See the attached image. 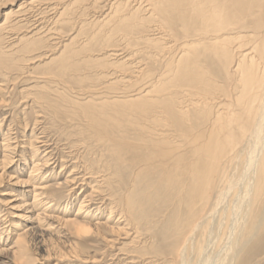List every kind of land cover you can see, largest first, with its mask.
I'll return each mask as SVG.
<instances>
[{
    "label": "bare ground",
    "instance_id": "bare-ground-1",
    "mask_svg": "<svg viewBox=\"0 0 264 264\" xmlns=\"http://www.w3.org/2000/svg\"><path fill=\"white\" fill-rule=\"evenodd\" d=\"M7 1L0 72L19 69L20 53L39 51L24 61L32 64L60 52L46 66L51 86L33 101L70 159L51 155L40 117L24 125L22 143L11 128L0 136V184L14 168L26 176L14 179L23 189L8 203L10 219L0 211V264H95L113 253L129 264H258L264 0H140L129 11L113 2L94 30L69 19L86 0ZM49 23L70 28L67 38ZM115 38L123 58H140L135 66L106 59L121 55ZM63 195L75 196L72 215Z\"/></svg>",
    "mask_w": 264,
    "mask_h": 264
},
{
    "label": "rangeland",
    "instance_id": "rangeland-1",
    "mask_svg": "<svg viewBox=\"0 0 264 264\" xmlns=\"http://www.w3.org/2000/svg\"><path fill=\"white\" fill-rule=\"evenodd\" d=\"M39 1H41V0H39ZM128 1H129V3L126 0H121V1L120 0L119 1L118 0H86L85 3L80 2V3L75 4V6H74L75 12L69 16V19L72 20V23L74 26H78V25L81 26V24L83 23L84 25H87V28L94 30L97 28V27H94V23H96V22L99 23V22L103 21V17H105L103 15V12L106 14L107 10L109 9V6L111 4H113V2L114 3L119 2L120 4L123 3L126 6L125 7L126 11H129L133 8L135 9V8H137V6L143 7V3H141L140 0H128ZM7 2H9V1L0 0V23L4 20V17L2 14L9 11L8 8H1L2 5H4ZM8 6H5V7H8ZM75 15H76V17H75ZM74 19H75V21L73 22ZM10 20L13 21V18ZM15 23L16 24L14 27L16 29H19V31L16 30V32L23 31L22 30V29H24V28H22L23 24L21 23L22 24L21 25L19 22L18 23L15 22ZM16 25H18L19 27H17ZM50 25L51 26L47 27L48 30L50 29V31L51 30L54 31V32L51 31L50 33L56 34L58 31L60 32V36L57 35L55 38H60V37H63L64 39L67 38L66 35L69 34V32H67V30H69L70 28H68L67 30H64V29L61 30L58 26H53L52 24H50ZM7 30L8 29H6V31ZM93 30H91V31H93ZM64 32L66 35L64 34ZM4 33H5V30H4ZM12 33H14V32H12ZM6 38H7L6 41L9 44L12 43L11 45H13L14 47L17 46L16 36H14V35L11 36V34H10V35H7ZM12 38H14V39H12ZM60 39L58 41H55V42H59ZM64 39H61V40H64ZM115 40H116V44L118 45L117 49L122 50V51H118L116 54H121V55L114 57V56H111V54H115V53H108L106 59L109 62H113V63L114 62H122V61L127 62V63L132 62L133 63L132 65L135 66L137 64V62L140 61V58L137 57L136 55L134 57H132V56L128 57L127 56V57L123 58L124 56H126L128 54V50L124 48L125 44L121 39L115 38ZM83 41L84 42L86 41V36L82 35L78 39V44L80 45L81 42L84 43ZM7 42H5V44ZM63 44H65L64 41H63ZM44 45L48 46L50 44H48V43L46 44L44 42V44H42L41 46H44ZM79 45H77L76 47H80ZM5 46L9 47L8 44ZM97 46H98V44L93 46V49H96ZM18 48H21V45L18 46ZM6 49L8 50L9 48H6ZM16 50H17V48L15 49V51ZM38 52L37 51H34V52L29 51L28 53H26L24 55H21V53L17 54L16 56H17V60H19L18 61L19 69H11L9 71L6 70L2 73L0 72V87H2L4 85L2 87V89L0 88L1 89V91H0V136L4 135L7 128H11L10 129L11 133L9 134V137L16 138V141H18L17 143H19V142L22 143V142L26 141V138L24 136H26V134H28V131H26L27 129H25L24 125H27L28 128L31 130L32 127H34V122H35L34 120H37V117H40V118H38V120H40V122H43V123L38 125V129H41V131L44 129L47 131V129H48L47 132L45 131V134L46 133L49 134V135L46 134V137H47V140L49 141L48 144H50V150L52 151L51 155L53 157H55V159H58V155L62 156V157H66L64 159L69 161L70 158H68V156H69L70 150L67 148V146L63 145V142H59L60 139H58V134L55 133L54 131H52L51 129H49V127H50L49 114L47 112H44L40 108V106L36 102L33 101V99H35L34 96L36 94V90L38 91V90L42 89L44 86H49V87L51 86V84L45 78H51L52 74H50V73H55V72H51V71H54V65L49 66V68L52 69L50 71H48V68L46 66H48L50 64V60L60 56V55H58V54H60V52H56V54L53 57H50V59L45 60L41 63L35 62V63L30 64V61L24 62L25 60L30 59V57L35 56V54ZM118 57L119 58L121 57V58L119 59ZM127 58L129 60H127ZM133 58L134 59L139 58V59L134 61ZM113 71H114V73H113ZM113 71H110V74L112 75V76L111 75L109 76L110 79L117 77L115 75H119V72L117 73V71L116 72H115V70H113ZM42 79H45V80H42ZM76 92H78V91L72 90L73 95ZM74 96H76V95H74ZM44 118H45V120H44ZM58 123H60V122H58ZM49 130L53 133L49 132ZM13 141L14 140H12V142ZM20 147H23V144H21ZM20 150L21 149H19V152H20L19 155H21ZM79 155H82V152H81V154L76 153L74 156L79 159ZM15 160H17V158ZM20 160H21V163L25 162V160H23V159H20ZM15 165H16V163H14L12 165V167L14 168ZM28 167L25 168V171H26V169L28 170ZM59 169H60L59 164L56 163L54 172L58 173ZM10 172H11L10 175H12L13 180L5 179L0 184V211H2V214L5 215L7 217V219H10L8 216V212H12L8 208L9 207L8 203L10 201H15L16 195L21 196V194H19V193L23 189L20 185L15 184L16 182L14 179L18 178V181H23L26 179V176L17 175L15 168L13 170H10ZM76 193H78V190L76 191ZM68 198L69 197H67V195L66 196L63 195L62 200L60 199V204L62 203V207L65 206L67 203L71 204L68 206L67 209H68L69 215H72L76 210L77 202L76 201L73 202V200H72V198L74 199L75 196L71 197L69 199ZM27 199H30V198H27ZM71 201H72V203H71ZM70 212H71V214H70ZM13 240H14V237L11 239V242ZM35 242H37V240ZM35 242H33V243H35ZM38 245H40V244H38ZM30 254L33 257L35 254V251H31ZM114 254L115 253L109 254V255H114ZM256 254L254 255L255 256L254 258L256 260L259 258V261H260L259 263L264 264V262H263V260H264V247H262ZM109 255L103 259L101 258L100 259L101 261L96 262L95 264H99V263L100 264H129L128 263L129 261L126 260L125 256H123V255H116V256H109ZM54 263H56V260L53 262H48V264H54ZM70 264H76V263L73 262Z\"/></svg>",
    "mask_w": 264,
    "mask_h": 264
}]
</instances>
